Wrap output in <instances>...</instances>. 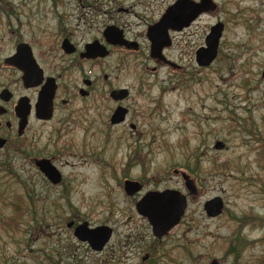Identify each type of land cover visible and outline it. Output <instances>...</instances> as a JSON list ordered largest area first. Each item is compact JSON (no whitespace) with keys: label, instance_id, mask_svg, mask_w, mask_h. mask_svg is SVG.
Returning a JSON list of instances; mask_svg holds the SVG:
<instances>
[{"label":"rangeland","instance_id":"374dc122","mask_svg":"<svg viewBox=\"0 0 264 264\" xmlns=\"http://www.w3.org/2000/svg\"><path fill=\"white\" fill-rule=\"evenodd\" d=\"M177 1L0 0V92L35 97L5 65L22 43L47 75L54 47L71 34L83 47L115 25L141 47L89 64L87 111L76 103L66 113L69 133L57 131L60 110L41 129L33 118L24 139L0 150V264H264V0H213L215 11L170 34L164 55L175 68L151 58L147 31ZM218 23V58L199 67L196 52ZM120 88L130 90L131 112L113 126L109 93ZM42 158L61 173L58 186L35 166ZM127 180L143 191L128 197ZM166 190L184 195L187 209L158 239L136 204ZM218 197L224 212L211 219L204 205ZM73 221L112 228L104 251L78 241Z\"/></svg>","mask_w":264,"mask_h":264},{"label":"water","instance_id":"95a60500","mask_svg":"<svg viewBox=\"0 0 264 264\" xmlns=\"http://www.w3.org/2000/svg\"><path fill=\"white\" fill-rule=\"evenodd\" d=\"M216 9L217 5L213 0H199V2L193 0H178L173 6L167 9L158 23L148 29L147 37L151 43V57L154 60L166 64L168 63L176 68V66L169 62L163 54L165 48L172 46L170 31L181 32L189 28L202 15L213 12ZM224 30L225 26L223 23H218L211 28L209 35L205 39V46L201 47L196 52V62L199 67H209L216 61L219 55L220 43ZM104 37L110 45L138 50V44L126 41L123 37V32L115 26L106 28ZM68 46L70 47L68 41H65L64 47L66 50L70 51ZM86 51V56L89 59H104L109 55L107 48L98 41L88 44L86 46ZM5 64L25 72L23 81L27 87H34L40 84L43 71L32 57L31 48L28 44H20L17 47L16 54L7 58ZM55 92V85H53L52 81H49L47 87L40 95L39 103L36 108L37 116L41 119L50 120L52 118ZM7 94H9L8 91H3L1 98L5 99ZM128 95L129 91L127 89H120L112 92L111 98L115 101H121L127 98ZM16 113L18 117L24 121L22 130L20 131V135H22L21 133L25 129L28 120V99L24 98L20 101L16 108ZM127 113L128 111L126 109L118 108L112 116V124L116 125L124 122ZM6 144L7 141L0 138V150L3 149ZM224 147L225 145L222 142L216 144L217 150H222ZM36 167L39 168L44 177L52 185L57 186L62 182L61 173L50 160L38 161ZM184 178L186 180L187 189L191 194L196 195L197 189L194 182L186 175H184ZM124 190L128 197H134L136 194L141 193L143 186L138 182L126 181ZM224 208V202L219 197L208 201L204 205L205 213L211 219L221 216L224 212ZM186 209V197L175 190L149 192L136 205L137 213L148 221L155 238L158 239L165 237L180 224ZM73 226L74 222L68 224V228H72ZM74 236L78 241L88 244L91 250L102 252L110 243L113 237V230L108 226L91 228L86 222L76 227ZM211 264L220 263L217 260H213Z\"/></svg>","mask_w":264,"mask_h":264},{"label":"flooded vegetation","instance_id":"af4514ba","mask_svg":"<svg viewBox=\"0 0 264 264\" xmlns=\"http://www.w3.org/2000/svg\"><path fill=\"white\" fill-rule=\"evenodd\" d=\"M173 5H171V6H173ZM171 6H169V8ZM162 16H161V18H162ZM160 19H159V21H160ZM158 22H156V23H158ZM155 24H153V25H155ZM153 25H151V26H153ZM112 26H115V25H112ZM151 26H149V27H151ZM108 27H110V26H108ZM115 27H117V26H115ZM117 28L123 32V37L126 41L138 44L136 41L129 39L126 36V33L123 29H120L119 27H117ZM171 33H176V31H170V34ZM73 38H74L73 34L65 36V37H63V40L61 41V43H57V45L54 47L55 49L52 52H55L56 54L53 55L52 59H51V65H50L51 71H52L51 75H47L44 68H42V66L39 64L37 57L34 55V51H33L32 46H30V44H28V43H25V44H28L30 46L31 52H32V57L36 60V63L38 64L40 69L43 71L41 82L37 86L27 87L23 81L25 72L15 68V67L7 66L5 64L8 69H12L20 75V79H21L20 82H21V85H22V88L24 91H26V92L34 91L36 93L35 97H33L32 95H30V96L29 95L17 96L14 93V91H12L9 87H4L1 90V92H0V108H1L0 109V138L7 141V144L5 147H7V146L9 147L11 144H13L12 140L14 138L16 140H22L25 138V135L27 134V132L30 129L31 120L33 118L40 125V129H41V128H44L47 124L53 123L55 121L57 112H59L60 110H62V112L65 115L60 121H58L59 122L58 124H60V129L58 127L57 131L61 132V133H69L72 129L71 123L74 120L72 119V115H70V114L67 115L66 113L71 111L76 103L83 104L82 105L83 107L81 108V110L79 112L87 111V108L84 105V103L86 100L89 99L90 94H91L90 88L93 85L92 81L89 80V76L88 75L86 76L87 69H88V73H90V69L88 67L89 64L91 62L102 63L105 59L111 57L114 53L119 52V51L126 53V54H130V55L132 54L133 55V54H138L141 50V47L139 44H138V50L129 49L127 47L110 45L107 42L106 38L104 37V32H103V41L102 42H100L98 40H95V41H98L100 44H102L103 46H105L107 48V50L109 51L108 57H106L104 59H101V58L89 59L86 56V54H87L86 46L90 43H86L83 47H81L74 42ZM65 41H68V43L71 47L70 48L68 46L70 51L65 49V47H64ZM166 50H167L166 48L163 50V54ZM150 56H151V47H150ZM165 58H166V56H165ZM41 60L46 61L44 56L41 57ZM155 62H157L159 65H162V66H171L168 63L166 64L164 62H160L157 60H155ZM107 79H108V76H105L104 80H107ZM49 81H52L53 85H55L56 92H55L54 102H53L52 118L50 120H46V119H41L40 117L37 116L36 108H37V105L39 103L40 95L44 91V89L47 87V83H49ZM120 89H123V88H120ZM120 89H116V90H120ZM116 90H112L109 93L110 99L115 103V108L113 110L112 116L114 115V113L116 112V110L118 108H124L128 111V113L126 115V119L124 122H122L120 124L113 125L111 122V119H112V116H111L110 123L113 126H122V125L127 124V119H128L129 114L131 112V109L129 107H126V103L129 101L131 93H130V90L127 89L129 91L128 97L125 98L124 100H121V101H115L111 98V94H112V92H114ZM3 91L9 92V94H7V97H5V99L1 98V94ZM24 98L28 99L29 114H28L27 125H26L25 129L22 131V133H21L22 135H20V131L22 130V124L24 121L20 117H18V115L16 113V108H17L18 104L20 103V101ZM130 128L134 131H136V129H137V127L134 124H131ZM3 134H5V135H3ZM41 160H50L53 164L52 159L42 158V159H38L35 161V166H36V163L38 161H41ZM37 169L39 170L38 167H37ZM125 182H124V185H125ZM136 195H138V194H136ZM73 227H75V229L77 227V226H75V222H74Z\"/></svg>","mask_w":264,"mask_h":264},{"label":"trees","instance_id":"16d2710c","mask_svg":"<svg viewBox=\"0 0 264 264\" xmlns=\"http://www.w3.org/2000/svg\"><path fill=\"white\" fill-rule=\"evenodd\" d=\"M29 193V192H28ZM30 195H31V193H29ZM32 196V195H31ZM33 198V197H32ZM40 200V201H39ZM43 200H41V199H38L37 201H34L33 199H31V202H37V203H40V202H42Z\"/></svg>","mask_w":264,"mask_h":264}]
</instances>
